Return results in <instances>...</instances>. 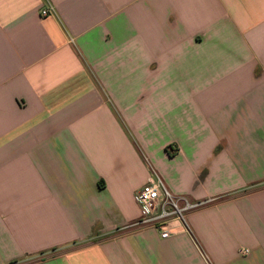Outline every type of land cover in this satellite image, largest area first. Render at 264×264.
I'll use <instances>...</instances> for the list:
<instances>
[{
  "label": "crops",
  "instance_id": "crops-1",
  "mask_svg": "<svg viewBox=\"0 0 264 264\" xmlns=\"http://www.w3.org/2000/svg\"><path fill=\"white\" fill-rule=\"evenodd\" d=\"M0 264H264V0H0Z\"/></svg>",
  "mask_w": 264,
  "mask_h": 264
},
{
  "label": "built area",
  "instance_id": "built-area-1",
  "mask_svg": "<svg viewBox=\"0 0 264 264\" xmlns=\"http://www.w3.org/2000/svg\"><path fill=\"white\" fill-rule=\"evenodd\" d=\"M42 14L47 15L48 10H44ZM137 199L146 215L144 222L160 230L163 239L170 237L169 229H164L170 226L171 218L184 219L186 212L200 206L171 194L156 173L149 178L148 183L139 192ZM248 252L247 249L240 251L243 255L248 254Z\"/></svg>",
  "mask_w": 264,
  "mask_h": 264
}]
</instances>
